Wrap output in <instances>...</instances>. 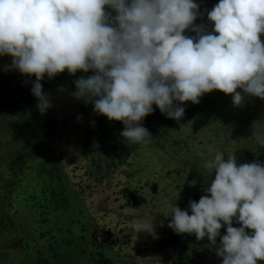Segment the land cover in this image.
Listing matches in <instances>:
<instances>
[{
  "label": "clouds",
  "instance_id": "9594fccd",
  "mask_svg": "<svg viewBox=\"0 0 264 264\" xmlns=\"http://www.w3.org/2000/svg\"><path fill=\"white\" fill-rule=\"evenodd\" d=\"M105 5L116 11V26L105 22ZM197 7L193 0H0V55L12 57L11 67L21 74L35 76L31 92L41 113L50 107L39 83L45 74L95 70L75 81L73 95L95 97L94 112L121 121L120 135L139 143L150 137L138 122L153 104L179 121L184 108L174 102L197 103L213 90L231 95L237 106L238 88L264 99V0H218L207 13L213 31L193 27L194 42L182 33ZM257 139L264 146V138ZM206 167L215 170L209 195L190 200L187 210L165 201L168 227L215 243L222 221V264L264 260V164L237 165L216 150ZM233 217L241 227L231 226ZM149 222L133 219L130 227L141 232Z\"/></svg>",
  "mask_w": 264,
  "mask_h": 264
},
{
  "label": "rangeland",
  "instance_id": "374dc122",
  "mask_svg": "<svg viewBox=\"0 0 264 264\" xmlns=\"http://www.w3.org/2000/svg\"><path fill=\"white\" fill-rule=\"evenodd\" d=\"M259 38L264 44V34ZM11 63L9 55L0 57V73L14 71ZM237 91L240 105L229 95L211 112L166 125V132L151 122L157 131L153 139L131 142L120 135L123 128L109 131L105 143L123 166L107 170L105 183L97 187L86 186L88 158L69 164L75 162V143L91 124L89 107L83 109L72 92L42 93L58 122L52 141L40 136L27 143L21 116H0V264H93L100 254L114 264H222L217 249L227 225L220 222L215 243L177 233L168 227L171 215L164 202L187 210L190 200L209 195L215 170L206 165L216 150L225 160L232 155L237 165L264 164V146L257 139L264 138V99ZM92 132L90 152L97 143V130ZM120 193L135 195L137 206ZM142 217L149 218V227L134 231L130 221ZM231 226L242 225L233 217ZM253 231L245 229L248 235Z\"/></svg>",
  "mask_w": 264,
  "mask_h": 264
},
{
  "label": "trees",
  "instance_id": "16d2710c",
  "mask_svg": "<svg viewBox=\"0 0 264 264\" xmlns=\"http://www.w3.org/2000/svg\"><path fill=\"white\" fill-rule=\"evenodd\" d=\"M193 2L198 6L196 9V19H194L192 25L185 29L182 34L186 37L193 38L195 42L197 33L192 30L193 27L202 26L205 33H211L213 31L214 24L208 20L207 13L218 3V0H193ZM103 11L106 16L105 22L111 26H116L114 20V17L117 15L116 11L108 5L104 6ZM4 55H0V57ZM95 74V70L91 69L87 72L77 70L74 74H70L67 69H65L63 72L55 74L51 78L45 74L39 81L41 84V92L45 93L57 88H63L74 93L76 91L75 81L80 78L87 79ZM34 82H36L34 75L28 76L26 74H21L18 70L0 73V116L7 114L21 116L24 128L23 135L27 143L34 138H40V136L52 141V139L58 134V122L51 115V108H48L43 113L38 110V103L35 101L36 97L31 92ZM229 97V95H225L219 90H213L202 94L197 103L186 101L180 104L179 102H174V104L184 108V114L179 121L167 118L166 114H162L159 109L156 108L155 104H153V111L138 123L140 126L147 129L150 136L149 139H153L156 137L157 131L151 126V122L159 123L160 129H162L163 132H166V125L174 126L184 124L200 116L202 112H211L213 109L215 110L218 105L224 104ZM94 99L96 98L85 96L78 100L81 102L83 109L89 107V117L93 119L97 125L96 151H89L92 136L95 134L90 128H86L82 140H78L75 143L77 144L75 145V149L78 150L74 155L75 162L69 163L77 166V164L82 162L84 158H88L89 165L83 166V174L84 177L90 176V181L86 184V186L89 185V187H97L99 183H105V180L108 177L107 174L109 173L107 170L120 169L123 166V164H117L118 159H116V157L119 155L114 152H109L112 148L110 145H107L105 141L108 138L109 131L124 128V124L121 121H110L107 117L94 112ZM56 150L57 152L59 151L57 148ZM97 150H102V153H99ZM89 166L94 167V169L97 170L95 175L90 171ZM122 172H124V170ZM110 183V181H107L106 184L109 186ZM76 184L80 187L82 185L81 180ZM120 196L124 201H127L128 204L130 203L127 194L120 193ZM123 202L122 205H124ZM93 264H114V262L106 255L100 254L99 258H97ZM258 264H264V260H259Z\"/></svg>",
  "mask_w": 264,
  "mask_h": 264
},
{
  "label": "water",
  "instance_id": "95a60500",
  "mask_svg": "<svg viewBox=\"0 0 264 264\" xmlns=\"http://www.w3.org/2000/svg\"><path fill=\"white\" fill-rule=\"evenodd\" d=\"M90 129L92 131H96L97 130V125H96V123H95V121L93 119H91ZM129 201H130L132 206H137V204H138V199L133 194L129 195Z\"/></svg>",
  "mask_w": 264,
  "mask_h": 264
}]
</instances>
